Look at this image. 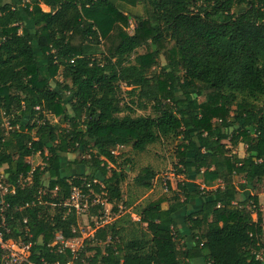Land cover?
<instances>
[{
	"label": "trees",
	"instance_id": "trees-1",
	"mask_svg": "<svg viewBox=\"0 0 264 264\" xmlns=\"http://www.w3.org/2000/svg\"><path fill=\"white\" fill-rule=\"evenodd\" d=\"M128 3L144 9L132 33ZM143 46L148 51L133 59ZM161 55L167 64L152 73ZM148 103L154 114H137ZM170 139L180 140L176 168L185 179L168 207L162 198L122 214L127 173L115 167L113 151L144 152ZM241 143L244 157L233 151ZM69 153L82 158L68 160ZM37 154L42 163L34 167L28 158ZM81 165L89 173H79ZM0 169L17 184L5 196L9 207L0 206V221L5 216L8 238L32 243L25 264L74 259L54 242L59 234L80 235L76 210L66 205L76 186L90 201L104 193L120 213L75 264H264L257 258L264 253V213L258 195L241 192L251 184L264 188V0L1 3ZM155 177L148 167L136 183L151 189ZM193 200L201 206L187 212ZM99 211L101 205L88 208L93 216ZM182 212L191 247L180 246Z\"/></svg>",
	"mask_w": 264,
	"mask_h": 264
},
{
	"label": "rangeland",
	"instance_id": "rangeland-1",
	"mask_svg": "<svg viewBox=\"0 0 264 264\" xmlns=\"http://www.w3.org/2000/svg\"><path fill=\"white\" fill-rule=\"evenodd\" d=\"M11 2H15L16 0H9ZM26 2L28 0H25ZM7 2V0H0V4ZM129 4V3H128ZM43 9L46 11H49L50 8L46 5H42ZM128 9L126 13L132 14V19L130 20V25L128 27L129 32H133L135 28V16L137 13H144V9L141 4L138 5H127ZM9 14L6 13L4 16H7ZM97 56H101L102 47L97 48ZM148 51L147 46H143L133 54L132 58L136 57L139 54H144ZM167 64V59L165 55H161L157 59V64L151 69L152 73H159L162 68ZM58 79H61L59 76ZM123 92L122 96L125 98V101L131 102L132 97L128 94V89L125 85L122 87ZM180 96V92H178ZM136 99V98H135ZM205 98L201 97L200 100L203 101ZM236 106H234V109ZM137 114H143V115H152L154 114V108L152 103L147 104L146 109H137ZM54 122H58V118L51 117ZM180 140L179 139H170L166 141L156 142L155 144L149 146L147 150L144 152H136L132 150L130 147H126L123 150L118 149L116 155H118V165L115 167L118 170L126 169L127 173V180L122 184V191H123V202H120L118 204L119 210H121L122 214L128 213V212H134L137 211L140 207L146 205L149 202H155L162 198H167L168 200L163 203V206L166 207L169 205L170 201L173 199L175 195V189L177 188V183L179 182L178 177H171V172L176 171L178 167V163L180 160V157L177 154V149L179 145ZM228 145L230 143L226 141ZM246 150L245 144H240L238 147L233 148V151H237L239 153H243V151ZM240 155V154H239ZM68 160H80L82 158L81 154L79 153H69L66 154ZM127 159H130L132 162L128 163ZM28 161L34 166H38L42 163V157L41 155L37 154L34 157L28 158ZM77 166V165H76ZM152 168L155 173L156 177L154 179L153 187L151 189H145L144 187L140 186L136 183V177L141 173V171L145 168ZM79 173H89V168L82 166L79 167ZM243 178L241 176L237 175L236 182L239 185ZM171 185V188H166V185ZM258 192L261 193L264 191L263 186H258L257 188ZM255 193V192H254ZM99 197L104 198V193H96ZM105 199V198H104ZM124 202L130 203L131 206L127 209L125 208ZM115 206L114 203H109V205H105V210L107 215H111L112 217H115V214L113 213L112 208ZM98 213V212H97ZM96 213V214H97ZM101 212L99 211V214ZM119 213L117 215L119 216ZM133 217L135 219L137 218L136 214H133ZM94 218H96V215L93 216L91 213L86 211L83 215L79 216L78 222L82 227L86 226L87 224H90L94 221ZM183 245V242L181 240L180 246ZM89 254H93V251L88 252Z\"/></svg>",
	"mask_w": 264,
	"mask_h": 264
},
{
	"label": "built area",
	"instance_id": "built-area-1",
	"mask_svg": "<svg viewBox=\"0 0 264 264\" xmlns=\"http://www.w3.org/2000/svg\"><path fill=\"white\" fill-rule=\"evenodd\" d=\"M8 128L11 129L10 127ZM117 151L118 150L113 152L116 154ZM171 177H178L179 181H183L185 179L182 174H177L176 171L171 172L170 179ZM27 180H30V178L28 177ZM24 182L25 181L21 180L19 184L25 185ZM16 187L17 184L10 183L7 180V176L4 171L0 169V206L2 211L9 207V203L5 201V196L11 193H15ZM88 187H90V184H88ZM166 188L168 189L169 185H166ZM90 198L91 196L89 194H86L82 187L76 186L73 188L71 197L66 204L67 206H70V208H75L78 217L88 211L90 205H101L104 208V213L96 215V218H94V221L92 223L87 224L84 227L78 224V231L80 232V235L69 239H65L61 234L57 236L54 243H60V251L65 252L67 250H70L73 254L74 259L69 260L67 264H75V258H78L81 253L85 251L87 242L94 241L96 239L98 230L118 218V215L115 212H113L115 214V217L107 215L105 210V205H109L107 199L101 198L97 194H94L91 201ZM25 222H27V220ZM74 230L77 229L75 228ZM9 233L10 228L5 216H3L2 220L0 221V250L2 251V264H25L26 262H28L29 256L31 255L32 243L24 244L14 239L8 238L7 235ZM257 258L261 260L263 259L262 251L258 253Z\"/></svg>",
	"mask_w": 264,
	"mask_h": 264
},
{
	"label": "crops",
	"instance_id": "crops-1",
	"mask_svg": "<svg viewBox=\"0 0 264 264\" xmlns=\"http://www.w3.org/2000/svg\"><path fill=\"white\" fill-rule=\"evenodd\" d=\"M241 145H242V143H241ZM234 152L237 153L238 155L240 154L239 155L240 157H244L245 154H246V150L243 151V153L242 152L239 153L237 151H234ZM196 181L199 182L200 179H198ZM242 181L244 182V179ZM243 182H241V183H243ZM241 192L246 197H248V195H250V194L258 195L260 209L264 213V191H262L261 193H257L258 190L254 189L253 185L251 184L248 188L242 189ZM249 192H250V194H249ZM200 206H201V201L200 200H193V201H191L190 209H188L186 211L187 212H196V211L199 210ZM166 207H168V205ZM184 215H185V212H182L181 214H178L177 215V220L180 223V225L182 226L181 232H182V235L184 236V238H182V242L184 244H186L187 247H191V246H193L192 235H191V232L189 231V229L187 228V226H184V224H185L184 223ZM254 218L255 219L257 218V214H254ZM263 260H264V253H263ZM190 264H202V260L195 259V260L191 261Z\"/></svg>",
	"mask_w": 264,
	"mask_h": 264
}]
</instances>
